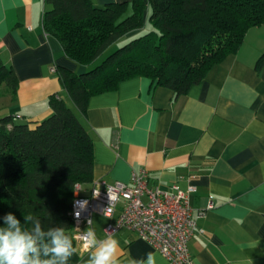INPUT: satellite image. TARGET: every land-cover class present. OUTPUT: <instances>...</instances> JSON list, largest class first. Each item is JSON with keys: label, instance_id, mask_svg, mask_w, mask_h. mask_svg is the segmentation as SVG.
<instances>
[{"label": "crops", "instance_id": "crops-1", "mask_svg": "<svg viewBox=\"0 0 264 264\" xmlns=\"http://www.w3.org/2000/svg\"><path fill=\"white\" fill-rule=\"evenodd\" d=\"M90 1L102 6L121 0ZM45 8L44 0H0V64L11 66L18 79L15 99L6 92L0 109L21 120L49 116L53 94L69 102L58 65L86 69L45 33ZM261 54L264 24L250 28L239 49L185 94L136 76L90 97L86 113L79 114L93 139V182L131 184L133 173L144 170L149 187H196L190 203L203 232L189 241L194 264H264V64L255 68ZM86 187L79 193L88 194L92 184ZM118 212L93 213L89 227L97 240L111 235L119 242L120 264L146 261L150 252L156 264H168L135 231L105 232ZM76 249L77 264H86L94 249Z\"/></svg>", "mask_w": 264, "mask_h": 264}, {"label": "trees", "instance_id": "trees-1", "mask_svg": "<svg viewBox=\"0 0 264 264\" xmlns=\"http://www.w3.org/2000/svg\"><path fill=\"white\" fill-rule=\"evenodd\" d=\"M44 2L45 33L61 43L69 60L86 69L56 67L69 102L51 95L46 118L0 116V227L11 213L29 232L37 222L45 233L63 227L76 247L70 215L75 186L93 184V139L79 116L86 113L90 97L115 91L136 76L176 96L185 94L213 65L239 49L250 28L264 24V0H121L102 6L90 0ZM147 24L151 30L94 65L112 43ZM262 64L264 54L255 68ZM2 85L15 99L17 76L11 66L0 64ZM29 213L33 219L26 222ZM49 241L45 236L44 242ZM79 259L77 252L68 264Z\"/></svg>", "mask_w": 264, "mask_h": 264}, {"label": "built area", "instance_id": "built-area-1", "mask_svg": "<svg viewBox=\"0 0 264 264\" xmlns=\"http://www.w3.org/2000/svg\"><path fill=\"white\" fill-rule=\"evenodd\" d=\"M195 189L194 185L187 189L173 185L170 191L149 187L144 170L133 173L131 184L120 180L95 181L88 195H81V187L76 185L70 211L76 245L83 251L89 249L84 247L81 233L89 228L87 222L93 213L111 217L119 209L115 220L104 227L107 234L115 233L120 227L128 228L148 240L168 264H194L189 241L194 234L203 232L190 203V194ZM76 201L87 202L79 220L74 215Z\"/></svg>", "mask_w": 264, "mask_h": 264}, {"label": "clouds", "instance_id": "clouds-1", "mask_svg": "<svg viewBox=\"0 0 264 264\" xmlns=\"http://www.w3.org/2000/svg\"><path fill=\"white\" fill-rule=\"evenodd\" d=\"M86 201H76L75 218L79 220L81 211L85 209ZM31 213L24 220L31 221ZM89 225L94 222L89 219ZM20 220L11 213L5 217V226L0 227V264H68L69 259L77 253L72 238L66 234L63 227L41 231L39 222L32 232L22 230ZM45 236L50 238L44 242ZM84 247L94 249L86 264H120L117 257L118 241L111 235L103 240H97L95 230L88 228L81 233ZM41 254L43 257L41 258ZM133 264H156L155 254L148 253L147 259L134 261Z\"/></svg>", "mask_w": 264, "mask_h": 264}, {"label": "rangeland", "instance_id": "rangeland-1", "mask_svg": "<svg viewBox=\"0 0 264 264\" xmlns=\"http://www.w3.org/2000/svg\"><path fill=\"white\" fill-rule=\"evenodd\" d=\"M152 29V27H151V25L150 24H147V25H145L141 30H139V32H135L134 34H132V35H130V36H125V37H123V38H120L118 41H116V42H114V43H112L99 57H98V59L96 60V62L94 63V65L95 64H97V63H99V62H101V60L107 55V54H109L111 51H113L114 49H116L117 47H119V46H121V45H123L124 43H126V42H128L130 39H132V38H134V37H136V36H138V35H141V34H143V33H146V32H148L149 30H151ZM4 91H5V87L2 85L1 87H0V97L4 94H6V92L4 93ZM10 94V93H9ZM11 95V94H10ZM0 103L1 104H3L4 103V101H3V99L2 98H0ZM2 114H4V110H1L0 109V116L2 115ZM82 190V189H81Z\"/></svg>", "mask_w": 264, "mask_h": 264}]
</instances>
